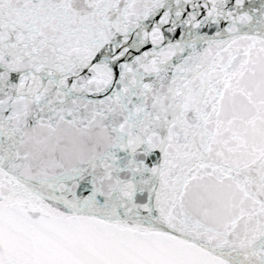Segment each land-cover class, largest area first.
<instances>
[{
  "label": "snow or ice",
  "instance_id": "6c2138e0",
  "mask_svg": "<svg viewBox=\"0 0 264 264\" xmlns=\"http://www.w3.org/2000/svg\"><path fill=\"white\" fill-rule=\"evenodd\" d=\"M0 264H264V0H0Z\"/></svg>",
  "mask_w": 264,
  "mask_h": 264
}]
</instances>
